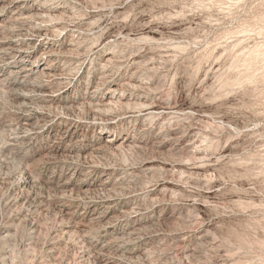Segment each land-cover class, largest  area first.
I'll list each match as a JSON object with an SVG mask.
<instances>
[{"label":"rangeland","instance_id":"obj_1","mask_svg":"<svg viewBox=\"0 0 264 264\" xmlns=\"http://www.w3.org/2000/svg\"><path fill=\"white\" fill-rule=\"evenodd\" d=\"M0 264H264V0H0Z\"/></svg>","mask_w":264,"mask_h":264},{"label":"bare ground","instance_id":"obj_2","mask_svg":"<svg viewBox=\"0 0 264 264\" xmlns=\"http://www.w3.org/2000/svg\"><path fill=\"white\" fill-rule=\"evenodd\" d=\"M21 52L26 53V51H21ZM23 68H24V67H23ZM23 68H22L21 72H30V71H32V69H30V67H29V68H26V67H25L24 69H23ZM31 68H32V67H31ZM20 69H21V68H20ZM20 69H19V70H20ZM21 72H20V73H21ZM26 76H27V75H26ZM99 253H100V252H99ZM105 255H106V254H105ZM105 255H104V256H105ZM96 257H97V256H96ZM101 258H102V257H101ZM97 260H98V259H97Z\"/></svg>","mask_w":264,"mask_h":264}]
</instances>
